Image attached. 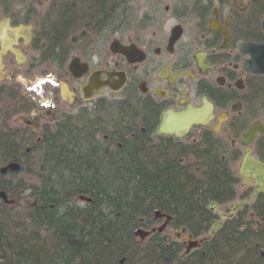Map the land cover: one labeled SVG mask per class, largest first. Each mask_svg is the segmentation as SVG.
Returning a JSON list of instances; mask_svg holds the SVG:
<instances>
[{
    "label": "flooded vegetation",
    "instance_id": "af4514ba",
    "mask_svg": "<svg viewBox=\"0 0 264 264\" xmlns=\"http://www.w3.org/2000/svg\"><path fill=\"white\" fill-rule=\"evenodd\" d=\"M263 44L264 0H0V120L39 141L57 120H105L106 107L127 106L132 120H152L154 141L208 142L235 196L211 211L207 234L183 227L180 239L183 252L185 236L204 239L186 256L210 243L216 252L236 227L264 236V73L249 69L248 51ZM93 75L104 85L86 96ZM189 121L179 136H154ZM234 203L245 204L233 213Z\"/></svg>",
    "mask_w": 264,
    "mask_h": 264
},
{
    "label": "trees",
    "instance_id": "16d2710c",
    "mask_svg": "<svg viewBox=\"0 0 264 264\" xmlns=\"http://www.w3.org/2000/svg\"><path fill=\"white\" fill-rule=\"evenodd\" d=\"M123 109L106 107L105 120H57L39 141L0 120V191L14 200L0 198V264H264V236L238 227L218 251L209 240L189 256L167 232L135 236L157 227L156 211L171 216L169 231L207 234L209 205L231 201L235 179L208 142L154 141L152 120ZM11 162L19 169L3 172Z\"/></svg>",
    "mask_w": 264,
    "mask_h": 264
},
{
    "label": "water",
    "instance_id": "95a60500",
    "mask_svg": "<svg viewBox=\"0 0 264 264\" xmlns=\"http://www.w3.org/2000/svg\"><path fill=\"white\" fill-rule=\"evenodd\" d=\"M248 51L252 54V60L249 65V69L256 72V73H264V44L260 46H250ZM124 80L122 79L121 85L124 83ZM102 85H104L103 82H101L100 78L96 75H93L89 81L87 86H84L82 88L83 92L85 93L86 96H90L94 91L99 89ZM25 124L33 126L34 128H38L39 125L33 121L30 120H23ZM196 121H192L184 125L183 127H180L178 129H172L166 126L165 124H161V126L155 131L154 136L160 135V134H170V135H176L179 136L183 133V131L189 129L190 125ZM257 130L255 126H253L249 132L245 135L244 142H249L251 141L256 133ZM259 130H263L259 129ZM29 150V149H28ZM7 169H10L11 171H17L19 169V165L16 162H11L9 163L6 167L3 168V172H5ZM258 192V191H257ZM257 192L253 195L257 194ZM252 197V198H253ZM0 198L3 200L5 204H13L14 200L9 199L8 195L5 191H0ZM80 200L90 202V198H87L85 196H80ZM245 203L238 204L234 203L232 204V212L234 213L239 207L244 205ZM219 206L217 203H212L209 205V210L214 212ZM225 214L222 213V218H225ZM163 223L159 227L152 228L151 231H145L143 229H138L135 231V236L139 237L141 240H144L146 237H148L150 234L155 233V232H164L166 228L168 227L169 222L171 221V216L167 214H163L160 211L155 212V219H163ZM215 228L212 231V234L215 233V231L218 229V227L221 225V222H214ZM183 232H185V229H183ZM175 236V238L179 239L182 236V232H172ZM185 238V251L183 253L184 256L188 255L192 250L198 248L201 243L203 242L204 239L200 240H195L192 238V235H187L184 237Z\"/></svg>",
    "mask_w": 264,
    "mask_h": 264
},
{
    "label": "rangeland",
    "instance_id": "374dc122",
    "mask_svg": "<svg viewBox=\"0 0 264 264\" xmlns=\"http://www.w3.org/2000/svg\"><path fill=\"white\" fill-rule=\"evenodd\" d=\"M28 149V148H27ZM29 152H31V151H29ZM29 152H27V153H29ZM10 199V198H9ZM163 223V220H161V222L157 225V226H159V225H161ZM166 232L167 233H171V231H169L168 229H166ZM181 241H182V239H180Z\"/></svg>",
    "mask_w": 264,
    "mask_h": 264
},
{
    "label": "bare ground",
    "instance_id": "6f19581e",
    "mask_svg": "<svg viewBox=\"0 0 264 264\" xmlns=\"http://www.w3.org/2000/svg\"><path fill=\"white\" fill-rule=\"evenodd\" d=\"M29 151H30V150H28V152H29ZM16 163H17V162H16ZM17 164H18V163H17ZM18 165H19V164H18ZM7 195H8V194H7ZM8 198H9V196H8ZM156 220H157V219H156ZM139 229H142V228H139ZM137 230H138V229H137ZM143 230H145V229H143ZM151 230H152V229H150V230H145V231H151ZM150 235H151V234H150ZM150 235H149V236H150ZM149 236H148V237H149ZM138 238H139V237H138ZM146 238H147V237H146ZM146 238H145V239H146ZM183 253H184V252H183ZM212 256H213V255H212Z\"/></svg>",
    "mask_w": 264,
    "mask_h": 264
}]
</instances>
